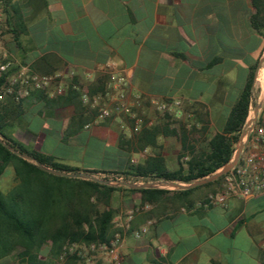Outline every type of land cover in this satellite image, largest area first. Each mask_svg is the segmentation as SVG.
I'll use <instances>...</instances> for the list:
<instances>
[{"label":"crops","instance_id":"crops-1","mask_svg":"<svg viewBox=\"0 0 264 264\" xmlns=\"http://www.w3.org/2000/svg\"><path fill=\"white\" fill-rule=\"evenodd\" d=\"M25 1L21 31L10 25L17 36L0 26V46L12 63L5 81L25 68L29 75L56 77V84L39 96L16 88V101L9 104L1 91L0 104L11 107L4 123L14 141L76 169L74 174L116 176L112 173L128 162L151 157L184 174L186 161L209 152L250 69L264 56V40L249 23L248 0ZM110 63L127 81L128 95L139 97L135 111L146 126L158 125L156 104L163 103L165 111L182 118L184 136L172 124L166 135L156 136L154 148L124 151L119 135L136 134L129 123L121 117L95 120L103 102L98 95L89 107L79 102L88 87L107 79ZM263 75L264 61L251 86L246 117L252 109L251 120L245 119L241 130L264 126ZM68 82L73 93L66 97ZM55 85L63 94H53ZM189 129L196 131L188 134ZM140 180L128 176L127 183L147 182ZM215 189L155 197L112 191L107 197L114 212L112 253L95 249L88 260L74 255L56 263L45 248L39 259L43 264H264V190L248 198L233 190L222 204H208Z\"/></svg>","mask_w":264,"mask_h":264},{"label":"trees","instance_id":"trees-1","mask_svg":"<svg viewBox=\"0 0 264 264\" xmlns=\"http://www.w3.org/2000/svg\"><path fill=\"white\" fill-rule=\"evenodd\" d=\"M3 2L2 11L7 25L6 31L15 38L17 33L11 29L9 23L12 26H18V30L21 31V27H23L20 18L21 9L25 8L27 4L25 0L10 4ZM248 2L252 9L249 17L250 26L264 40V0H248ZM6 6L11 15L6 11ZM254 68L255 65L250 69L248 78L236 101L231 106L220 133L208 143L209 152L204 156H197L196 159L186 161L184 174L180 168L172 172L166 170L160 158L151 157L140 164L128 162L123 171L112 173L116 175L113 176L112 180L120 178L121 181L125 182L128 181V176H131L132 178H141L145 182L166 181L188 184L211 175L229 162L233 154V146L238 141L249 111ZM6 76L7 73L0 75V92ZM105 81H96L94 89L87 88L85 96L89 102L93 96L103 95ZM72 83L68 82L66 97L73 93V90H70ZM34 91L37 96L43 95V90ZM6 95L8 96L7 104H9L8 101L10 103L16 101L13 93ZM75 95L79 96L77 93ZM79 102L82 104L81 99ZM89 105L90 103L82 106L89 107ZM10 109V106L5 107V104H0V176L6 168L10 167L15 182L5 193L0 191V264L5 258L10 259L12 264H43L39 256L42 254V249L45 248L52 260H58L61 256L71 260L74 259V254L68 255L65 251L66 247L71 244H82L87 247L91 245L94 247L108 246L115 233L111 229V219L114 212L111 209L97 210L96 205L89 202L91 199L105 200L110 192L119 189L155 197L170 191L185 195L193 190L209 186H215L216 189L212 191V194L215 195L222 189L224 178L239 163L238 159L236 165L228 173L216 180L187 190L129 189L122 186H107L90 180L54 176L43 172L35 164L16 156L3 146V144L8 145L13 151L29 156L46 168L65 173L77 172L76 169L53 163L50 158L36 151L28 150L14 141L10 137L9 128L4 123L6 119H9ZM159 115L158 125L146 126L144 121L141 129L132 137L125 138L123 135H119V146L127 152L131 147L136 152L144 148H154L156 136L166 135L167 129L172 124L177 126L179 136H184L186 129L183 127L181 117L176 118L174 113L167 111H163ZM195 131L189 129L188 134H193ZM83 172L87 174L98 173L97 171L85 170ZM42 178H48L55 183L75 184V191L68 197H62V194L59 193L54 194V197L52 192L47 190L45 195H40L36 199L32 196L30 185L33 180H42Z\"/></svg>","mask_w":264,"mask_h":264},{"label":"built area","instance_id":"built-area-1","mask_svg":"<svg viewBox=\"0 0 264 264\" xmlns=\"http://www.w3.org/2000/svg\"><path fill=\"white\" fill-rule=\"evenodd\" d=\"M2 14V4L0 0V16ZM12 66L5 51L0 46V75L6 73ZM108 74L104 84L103 95H98V99H103L101 105L97 108L94 119L102 121L111 118H122L131 126V131L137 133L142 125L139 114L135 111L139 102L137 95H128L127 81L124 76L115 71L114 64L107 65ZM56 77L35 76L27 74L25 68H21L16 74H13L4 83L2 91L6 94H14L16 88L23 90L24 94L28 90H43L54 84ZM53 94L55 96L63 94V88L55 85ZM82 103L88 104L86 96H82ZM156 110L163 112L166 107L163 103L156 104ZM124 122V123H125ZM149 124V123H148ZM247 125L244 129L246 130ZM243 151L239 156V163L233 171L224 178L222 190L218 195L209 194L206 197L208 204H222L228 192L237 190L243 198L251 197L264 190V126L254 125L247 136L243 137ZM114 241H110L108 246H89L91 251L95 249L107 250L113 252Z\"/></svg>","mask_w":264,"mask_h":264},{"label":"water","instance_id":"water-1","mask_svg":"<svg viewBox=\"0 0 264 264\" xmlns=\"http://www.w3.org/2000/svg\"><path fill=\"white\" fill-rule=\"evenodd\" d=\"M263 61H264V56L258 60L256 67H255V70H254V73H253V78L256 77L257 70ZM252 92H253V90H252ZM254 115H255V112H254ZM252 121H254V119H252ZM251 127L249 126L246 130L244 128H243V130H241L239 137H238V141L234 147L233 154H232V157L229 160V162H227L226 164L221 166L218 170H216L211 175H209L205 178L195 180V181L188 183V184H180V183H176V182H166V181H154V182H146V183L140 184V185H135V184H131V183H127V182H121V181H117V180H98L92 174L65 173V172L55 171V170L46 168L45 166L41 165L38 161L32 160L29 156L13 151L8 145L3 144V146L6 149H8L9 151H11L13 154H15L16 156H18V157H20L26 161L33 162V164H35L37 166V168L42 170L43 172H45L47 174L54 175V176L65 177V178H79V179H83V180H90V181L97 182L99 184H103V185H107V186H112V185L122 186V187L129 188V189H141V188H156L157 189L158 188V189H167V190H187V189H191V188L212 182V181L216 180L217 178H219L220 176L228 173L236 165V163L239 159V156H240L241 149L243 147L242 139H243V137L247 136V131H249L251 129Z\"/></svg>","mask_w":264,"mask_h":264},{"label":"rangeland","instance_id":"rangeland-1","mask_svg":"<svg viewBox=\"0 0 264 264\" xmlns=\"http://www.w3.org/2000/svg\"><path fill=\"white\" fill-rule=\"evenodd\" d=\"M3 3L4 2H2L1 4H3ZM8 4H10L9 1H8ZM7 6H6V8H7L6 11H8L9 15H11V13L9 12V8ZM9 25H11V24L9 23ZM0 26H2L3 28L5 27V29L7 27V25H6L5 21H4V13H3V11H2V14L0 16ZM0 35H1V33H0ZM0 43H1V39H0ZM156 115L160 116L159 114H156ZM156 115L153 114V118L156 117ZM251 115H252V109H250V113L248 115L249 117L246 119L247 122L251 120ZM182 162H184V161H182ZM31 163H33V162H31ZM94 177H96L98 180H112L113 179V176H103V177L94 176ZM117 181H121V179L120 180L117 179ZM140 181H143V179H141ZM121 182H123V181H121ZM125 182H128V181H125ZM14 184H15V182L13 180V174H12L11 168L8 167V168H6L4 170V173L0 176V191L5 193ZM142 184H144V183H142ZM135 185H140V184H135ZM112 186H114V185H112ZM30 188H31L30 191L33 193L32 196H34L36 199L40 195H45L47 190L51 191L53 196H54V194H58L59 193V194H62V197L63 196L68 197V196H70L72 194V192L75 191L76 185L72 184V183H62V182L61 183H55V182H53L52 180H50L48 178H42V180H39V179L33 180L32 184L30 185ZM66 197H65V199H66ZM89 202L92 203V204H95L96 205V209L99 210V211H103V210L109 209L108 208V206H109L108 199L101 200V201H96V199L93 198ZM65 251H66V253L68 255L74 254V255L82 257V258H87L86 260L89 259L90 254L92 252L89 247H87L85 245H82V244H71V245L66 247ZM63 260H64V257L61 256L60 258H58V260H52V261H56V263H57V262H59V261L61 262ZM2 264H12V262H11L10 259L5 258L2 261Z\"/></svg>","mask_w":264,"mask_h":264},{"label":"bare ground","instance_id":"bare-ground-1","mask_svg":"<svg viewBox=\"0 0 264 264\" xmlns=\"http://www.w3.org/2000/svg\"><path fill=\"white\" fill-rule=\"evenodd\" d=\"M263 74V73H262ZM258 76V75H257ZM260 83V82H259ZM261 85H262V87L264 88V75L262 76V78H261ZM262 88V89H263Z\"/></svg>","mask_w":264,"mask_h":264}]
</instances>
